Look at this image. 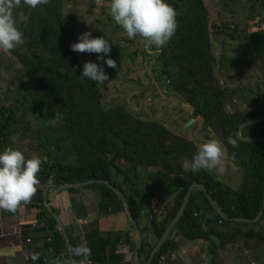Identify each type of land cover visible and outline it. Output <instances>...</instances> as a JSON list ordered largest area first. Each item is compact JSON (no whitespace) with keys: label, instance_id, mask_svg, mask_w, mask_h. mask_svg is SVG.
<instances>
[{"label":"trees","instance_id":"1","mask_svg":"<svg viewBox=\"0 0 264 264\" xmlns=\"http://www.w3.org/2000/svg\"><path fill=\"white\" fill-rule=\"evenodd\" d=\"M166 3L177 12V27L173 39L159 47V66L168 77L166 80L173 93L192 108L195 117H200L220 135L226 153L257 180L248 191H233L206 170L183 173L175 165L182 160L190 161L197 152L196 146L160 124L128 114L126 125H110V118L118 115L119 107L104 113L103 94L98 83L80 75L83 62L79 52L70 48L72 43L78 42L77 22L74 16L64 12L63 0H48L47 9L41 15L30 8H19L14 21L29 45L25 52L9 51L34 88L33 93L24 97L26 103L30 98L36 106L35 111L45 107L59 114L60 134L54 140L57 145L54 144L72 153L69 154L73 159L71 163L63 161L40 166L38 174L44 180L54 175L59 185H87V189L99 191L102 208L125 212L123 200L113 190L118 189L127 199L135 222L150 219L158 241L180 212L190 188L198 185L192 190L164 247L152 254L153 248L147 251L149 246L143 242L139 253L146 254L151 264H159L167 246L174 248L171 237L176 233L189 242L209 241L223 236L212 229L203 230L201 224H228L233 220L254 223L264 218V213L259 216L264 203V93L251 90L249 110L236 112L230 101L232 97H224L217 90L211 42L213 36L233 39V32H228L229 23L223 26L212 23L204 0H166ZM254 48L261 66L264 64V34ZM259 71L264 75V65ZM26 103L19 102L18 107L2 110L6 121L10 120L8 127L15 124L18 108ZM249 122L254 123L245 125ZM23 127L28 129L26 124ZM239 131L242 139L258 141L240 140ZM0 136H5L3 127ZM229 140L234 141L235 146ZM114 176L122 179L116 180ZM175 194L171 215L158 221L152 212L153 199H158L161 205ZM142 202L146 208L142 207ZM208 214L212 216L209 219L206 218ZM145 232L142 228V233ZM111 240L107 246L120 242L113 237ZM52 241L58 254L61 246L67 249L62 235L54 236ZM213 249L216 250V246Z\"/></svg>","mask_w":264,"mask_h":264},{"label":"rangeland","instance_id":"2","mask_svg":"<svg viewBox=\"0 0 264 264\" xmlns=\"http://www.w3.org/2000/svg\"><path fill=\"white\" fill-rule=\"evenodd\" d=\"M204 3L211 22L220 26L229 23L228 32L234 34L233 39L226 34V38L211 37L217 90L224 97H232L230 101L236 112H247L250 91L264 93V75L259 71L264 64L260 66L259 57L253 50L257 40H260V35L264 34V0H204ZM47 5L48 0L46 4L32 8L20 0L12 9V15L15 20L19 8H30L37 15H41L46 11ZM63 6L64 12L75 17L78 36L87 31L92 37L102 36L110 43V53L106 58L115 61L116 68L104 65L108 81L98 83V86L103 94V112L119 107L118 115L110 118L111 126L126 125V115L130 114L132 118L164 126L175 136L192 142L197 150L200 144L212 139L222 142L220 135L209 128L200 117H195L192 108L170 89L166 80L168 77L159 66L160 49L145 46L140 37L129 39L123 30L117 27L109 15L110 0H63ZM172 39L173 36L168 42ZM248 43L250 46H247ZM28 45L23 36V43L11 51L25 52ZM96 55L79 52L83 63L91 61L98 66L103 65V60L97 61ZM33 92V85L26 78L18 61L10 52H0V128L3 127L5 132V136H0V150L21 151L26 159L38 157L41 160L40 166L44 163L73 162L69 157L72 153L63 147L57 148L54 142L60 134L59 114L51 113L45 107L35 111L36 106L30 102V98L27 103L24 98ZM19 102L26 104L23 108H18V119H15L12 127H8L10 120L6 121L2 110L18 107ZM25 124L28 126L27 130L23 127ZM223 152V171H206L233 191L252 189L257 180L241 168L240 162L229 156L224 148ZM185 161L188 160H182L175 165L183 173L190 171L183 166ZM114 177L119 181L122 179L120 176ZM171 177L172 175L169 176ZM146 188L148 191V186ZM176 196L173 195V200L169 198L166 205H161L160 208L157 206L158 199H153L152 212L159 218L158 221L162 220L160 218L165 213V216L171 215ZM211 217L209 214L206 216L208 219ZM147 224L152 226L150 219ZM201 226L203 230L212 229L223 236L220 240L211 238L205 241L206 244L195 241L205 248L202 264H252L251 259L264 264V218L254 223L233 220L228 224L218 222ZM174 238L189 244L178 233L171 237V242ZM226 245L229 246L225 248ZM215 246L216 250L213 249ZM198 257L200 255L193 250L184 256L190 259L192 264L198 263Z\"/></svg>","mask_w":264,"mask_h":264},{"label":"crops","instance_id":"3","mask_svg":"<svg viewBox=\"0 0 264 264\" xmlns=\"http://www.w3.org/2000/svg\"><path fill=\"white\" fill-rule=\"evenodd\" d=\"M37 177V191L29 203L21 204L14 213L0 210V264H81L82 257L71 255V249L79 245L90 248L88 259L92 264H151L146 254L139 253V237L142 245L144 242L149 246L147 251L153 248L152 254L164 247L170 237L171 232L158 247L160 241L152 226L136 222L138 232L126 210L114 212L101 207L100 193L96 189L91 191L83 184L59 185L54 175L46 180L38 173ZM167 201L161 205L165 206ZM161 205H157L158 208ZM142 207L146 208L143 202ZM165 214L160 219L165 218ZM142 228L146 229L145 233ZM56 235H62L67 246L66 250L61 246L60 254L52 245ZM112 237L118 239L119 244L107 246ZM188 243L174 238V248L167 246L159 264H192L190 259L184 258L192 250L200 255L196 264H202L204 245L195 241ZM34 254L38 257L36 260L32 259ZM251 260L252 264H263Z\"/></svg>","mask_w":264,"mask_h":264},{"label":"clouds","instance_id":"4","mask_svg":"<svg viewBox=\"0 0 264 264\" xmlns=\"http://www.w3.org/2000/svg\"><path fill=\"white\" fill-rule=\"evenodd\" d=\"M19 3L20 0H0V52H9L23 43V34L12 15V9ZM23 3L35 8L46 4L47 0H23ZM108 11L112 20L129 39L140 37L148 47L159 48L165 45L177 27V12L166 0H110ZM70 48L74 52L95 53L97 61L103 60V65L100 66L95 62L85 61L80 75L94 83L103 84L108 81L104 65L116 68L115 61L106 58L110 53L109 41L102 36L92 37L90 32L85 31ZM229 143L234 145L232 140ZM223 156V145L212 139L200 144L191 160L185 161L183 166L192 171L222 172ZM40 165L38 157L26 159L21 151H0V210L14 213L21 204L31 201L37 191ZM71 255L82 257L81 264H90L88 258L91 250L86 245L72 248ZM37 258L35 254L32 256L33 260Z\"/></svg>","mask_w":264,"mask_h":264},{"label":"water","instance_id":"5","mask_svg":"<svg viewBox=\"0 0 264 264\" xmlns=\"http://www.w3.org/2000/svg\"><path fill=\"white\" fill-rule=\"evenodd\" d=\"M262 119H263V118H262ZM253 123H254V122H251V123L249 122V123H246L245 125L253 124ZM245 125L241 126L240 131L242 130V128H243ZM240 131L237 133V137H238L240 140H244V141H247V142H257V141H258L257 139H253V138H252V139H242L241 136H240ZM83 186H84V185H83ZM197 186H198L197 184H194V185L190 188L189 193H188V195H187V198H186V200H185V202H184V204H183V206H182L180 212L178 213V215L176 216V218L173 220V222H171V224H170V226L168 227L167 231L165 232L164 236L161 238V240H160V242H159V244H158V247H160V246L162 245V242H163L164 238H166V237L169 235V233L172 231V229L175 227L177 221L180 219L181 215H182L183 212H184V208H185V206L187 205L189 198H190L191 195H192V190H193L195 187H197ZM113 190H114L119 196H121V198L123 199V202H124V205H125V210H126L128 216L130 217L132 224L135 225V228H136V230L138 231V228H137L136 222H135V220L132 218V214H131V212H130V209H129V205H128V201H127V199L122 195L121 191H119L118 189L113 188ZM209 200H210V202L212 203V205L215 207V209L220 213V211L218 210V208H217V206L215 205L214 201H213L210 197H209ZM263 213H264V203H263V208H262L261 213H260L259 216L261 217V215H262ZM220 214H221V213H220ZM221 216H222V214H221ZM138 232H139V231H138ZM141 246H142V244H141V239H140V237H139V248H138V250L141 248ZM154 253H155V252H154Z\"/></svg>","mask_w":264,"mask_h":264},{"label":"built area","instance_id":"6","mask_svg":"<svg viewBox=\"0 0 264 264\" xmlns=\"http://www.w3.org/2000/svg\"><path fill=\"white\" fill-rule=\"evenodd\" d=\"M49 241H50V239H49ZM28 242H30V240H28ZM90 264H92V263L90 262Z\"/></svg>","mask_w":264,"mask_h":264}]
</instances>
